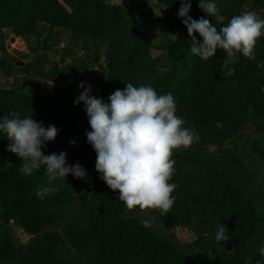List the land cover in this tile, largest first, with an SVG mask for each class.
Returning a JSON list of instances; mask_svg holds the SVG:
<instances>
[{
  "label": "trees",
  "instance_id": "trees-1",
  "mask_svg": "<svg viewBox=\"0 0 264 264\" xmlns=\"http://www.w3.org/2000/svg\"><path fill=\"white\" fill-rule=\"evenodd\" d=\"M198 2L191 0L189 15L218 31L245 11L264 18V0H213L220 11L212 17ZM179 7L180 0H0V67L11 77L0 85V118L16 112L54 125L58 134L44 154L66 152L70 165L87 172L51 181L57 190L40 199L35 189L49 183L44 169L24 176L0 132V264H264V69L256 66L264 61V37L256 60L238 54L226 76L222 50L207 61L190 52ZM5 30L27 50L9 51ZM64 33L69 43L58 47ZM51 47L58 61L50 59ZM81 82L105 102L126 83L151 84L158 95H173L176 115L198 133L195 147L174 152L176 199L167 215L126 211L118 191L99 178L96 154L79 134L89 126L83 103L74 105ZM222 224L227 243L215 239ZM11 225L22 228L26 242ZM178 226L195 239L170 232Z\"/></svg>",
  "mask_w": 264,
  "mask_h": 264
},
{
  "label": "clouds",
  "instance_id": "clouds-1",
  "mask_svg": "<svg viewBox=\"0 0 264 264\" xmlns=\"http://www.w3.org/2000/svg\"><path fill=\"white\" fill-rule=\"evenodd\" d=\"M155 3L158 0H153ZM198 7L209 17L220 11L213 0H199ZM190 10L191 0H180L177 16L187 28L193 55L207 61L217 50H222L226 54L222 62L226 76L234 74L235 68L231 65L238 62V54L250 61L256 60V45L264 37V18L256 11L233 16L218 31L207 18L193 19ZM194 33L199 34L202 42ZM15 37L19 36L12 34L10 38ZM256 66L264 69V61ZM78 87L83 91L74 105H84L91 129L85 135L96 154L95 170L99 178L110 190L118 191L126 211L138 208L142 212L159 211L161 217L167 215L176 199L173 192L177 185L170 183L175 173L174 152L187 150L200 139L195 129L185 127V121L176 115L173 95H158L151 84L126 83L123 90L116 89L105 102L90 94L91 85L81 82ZM31 117L21 118L16 112L5 115L0 118V132L10 141L7 151L20 158L19 171L24 176L44 169L48 186L38 185L35 189V195L43 199L57 190L51 186V181H65L68 175L83 179L87 172L78 162L70 165L66 152L45 155L42 148L55 140L59 130L54 125L45 127L43 122ZM70 143L74 145L75 141ZM144 226H149L147 220ZM227 232L222 224L215 234L216 241L227 243ZM260 253L264 255V247Z\"/></svg>",
  "mask_w": 264,
  "mask_h": 264
},
{
  "label": "rangeland",
  "instance_id": "rangeland-1",
  "mask_svg": "<svg viewBox=\"0 0 264 264\" xmlns=\"http://www.w3.org/2000/svg\"><path fill=\"white\" fill-rule=\"evenodd\" d=\"M109 2H119L120 0H108ZM151 7V6H150ZM151 10H154V8L152 7ZM159 13H162L163 10H158ZM6 32V39H5V45L7 47V49L10 51V50H14V49H17V50H27L26 49V44H25V41L23 38L20 39V37H15L13 39H11L10 37L12 36L11 32L9 30H5ZM68 36H67V33H64L60 36V43L57 45L58 47H66L67 42L68 40ZM53 47V46H52ZM50 48V50L48 51L49 53V56H50V59L52 61H58V55H55L54 54V51H53V48ZM159 52V50H153L152 51V54L153 55H156L157 53ZM15 55H17V53H14ZM75 57L77 58H81V59H86V53L82 50H76L75 54H74ZM19 57V56H18ZM68 60H70L72 57L70 56H67L66 57ZM30 62V59H24L23 60V65H28L29 66V63ZM18 74H21L23 72L21 71H17ZM32 73V71H31ZM31 73H27L26 77L29 76V74ZM97 79H99V76H96ZM10 80H11V77L8 78L6 77L5 75L3 76V74L0 72V85L3 84V87H7L10 83ZM85 122H88V121H85ZM85 127V126H83ZM87 131H90V126L86 127V128H82L80 129L79 131V134H80V137H81V140H87L86 138V135L85 133ZM196 146V143H194L190 148L192 147H195ZM214 147H210V149L212 150ZM180 150H183V149H180ZM149 216H153V215H149ZM12 226V225H11ZM12 229H13V235L14 237L18 240V241H21V242H25L27 239H28V235L23 232L22 228L21 227H14L12 226ZM167 229V228H166ZM15 230V231H14ZM170 232H173L175 234L176 237H178L180 240L182 241H188V242H192L194 239H195V234L190 231L189 229L187 228H184V227H181V226H178L176 227L175 229H172L170 228Z\"/></svg>",
  "mask_w": 264,
  "mask_h": 264
},
{
  "label": "crops",
  "instance_id": "crops-1",
  "mask_svg": "<svg viewBox=\"0 0 264 264\" xmlns=\"http://www.w3.org/2000/svg\"><path fill=\"white\" fill-rule=\"evenodd\" d=\"M0 72L3 74V76L5 75L4 72H3V70L1 69V67H0ZM5 76H6V75H5Z\"/></svg>",
  "mask_w": 264,
  "mask_h": 264
},
{
  "label": "bare ground",
  "instance_id": "bare-ground-1",
  "mask_svg": "<svg viewBox=\"0 0 264 264\" xmlns=\"http://www.w3.org/2000/svg\"><path fill=\"white\" fill-rule=\"evenodd\" d=\"M103 44V43H102ZM79 85V84H78ZM88 126V125H87ZM101 199V198H100ZM108 204V203H107ZM111 204V203H110ZM175 206V205H174ZM174 210V209H173ZM185 211V210H184ZM188 211V210H187ZM116 220V219H115ZM118 221V220H117ZM180 221V220H179ZM166 226V225H165Z\"/></svg>",
  "mask_w": 264,
  "mask_h": 264
}]
</instances>
